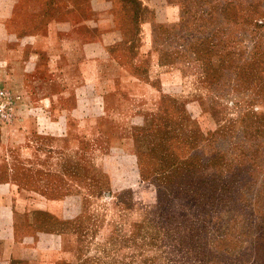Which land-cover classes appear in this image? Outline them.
<instances>
[{
  "label": "rangeland",
  "instance_id": "rangeland-1",
  "mask_svg": "<svg viewBox=\"0 0 264 264\" xmlns=\"http://www.w3.org/2000/svg\"><path fill=\"white\" fill-rule=\"evenodd\" d=\"M45 1L51 73L78 88L52 107L16 91L0 131L35 117L53 134L34 156L10 154L23 186L52 199L51 219L36 216L52 235L46 255L264 264V0H140L130 39L114 29L116 0ZM198 38L200 57L188 49Z\"/></svg>",
  "mask_w": 264,
  "mask_h": 264
},
{
  "label": "crops",
  "instance_id": "crops-1",
  "mask_svg": "<svg viewBox=\"0 0 264 264\" xmlns=\"http://www.w3.org/2000/svg\"><path fill=\"white\" fill-rule=\"evenodd\" d=\"M47 6L45 0H0V86L15 94L21 91L34 107L57 105L77 87L68 88L62 79L56 80L63 68L58 66L51 73L53 59L44 46L52 22L46 18ZM89 87L94 95V84ZM16 121L22 130L13 133L2 127L0 131V264H57L60 256L46 255L53 240L50 231L36 227L37 213L44 219L52 199L30 185L23 186L16 176L19 162L10 156L22 157V150L34 156L36 139L53 134L39 128L35 117ZM26 141V148L19 149ZM26 164L36 165L29 159ZM37 202L44 203L43 211L37 210Z\"/></svg>",
  "mask_w": 264,
  "mask_h": 264
},
{
  "label": "trees",
  "instance_id": "trees-1",
  "mask_svg": "<svg viewBox=\"0 0 264 264\" xmlns=\"http://www.w3.org/2000/svg\"><path fill=\"white\" fill-rule=\"evenodd\" d=\"M168 1L173 2L174 0H168ZM115 9L117 13L121 14L122 17L118 15L120 18L118 24L114 25V29L119 32L122 31L123 35L127 39H130V37L132 38L137 37L140 31L139 28L140 23L145 21L146 19L145 13L147 12L146 9L142 6L140 0H116ZM153 36L156 42V37L158 36L160 37L161 33L157 32L156 28H154ZM202 45H203L202 39L198 38L196 43L190 44V46H188V49L191 53H194L195 56L200 57L199 54L201 52ZM131 48L133 49V47ZM45 215L51 219V216H49L48 214ZM46 216L44 219L43 218L40 219L45 220ZM36 227L41 228V226H37V223H36Z\"/></svg>",
  "mask_w": 264,
  "mask_h": 264
},
{
  "label": "built area",
  "instance_id": "built-area-1",
  "mask_svg": "<svg viewBox=\"0 0 264 264\" xmlns=\"http://www.w3.org/2000/svg\"><path fill=\"white\" fill-rule=\"evenodd\" d=\"M21 96L16 95L10 89L0 87V119L12 120L16 115L17 104H20Z\"/></svg>",
  "mask_w": 264,
  "mask_h": 264
}]
</instances>
